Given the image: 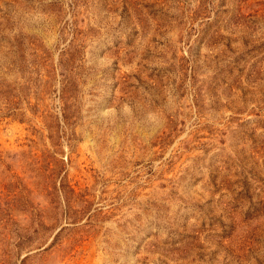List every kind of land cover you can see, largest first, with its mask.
<instances>
[{"label":"rangeland","instance_id":"rangeland-1","mask_svg":"<svg viewBox=\"0 0 264 264\" xmlns=\"http://www.w3.org/2000/svg\"><path fill=\"white\" fill-rule=\"evenodd\" d=\"M0 264H264V0H0Z\"/></svg>","mask_w":264,"mask_h":264}]
</instances>
